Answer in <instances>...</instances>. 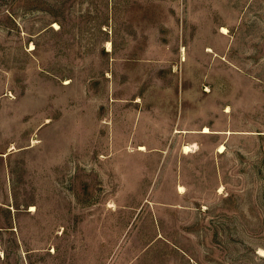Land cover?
Segmentation results:
<instances>
[{
  "label": "rangeland",
  "instance_id": "obj_1",
  "mask_svg": "<svg viewBox=\"0 0 264 264\" xmlns=\"http://www.w3.org/2000/svg\"><path fill=\"white\" fill-rule=\"evenodd\" d=\"M0 264H264V0H0Z\"/></svg>",
  "mask_w": 264,
  "mask_h": 264
},
{
  "label": "bare ground",
  "instance_id": "obj_2",
  "mask_svg": "<svg viewBox=\"0 0 264 264\" xmlns=\"http://www.w3.org/2000/svg\"><path fill=\"white\" fill-rule=\"evenodd\" d=\"M224 30L227 31V29H226L225 27H224ZM109 44H110V41H109ZM109 49H110V48H109ZM209 49H210V48H209ZM210 50H211V49H210ZM210 131H211V130H210L208 127H206L205 130H204V132H210ZM183 148H184V150H185L186 152H189V151L192 150V146L189 145V144H188V145H185ZM224 148H225L224 145H222L221 148H220V150H224ZM32 209H34V207H32Z\"/></svg>",
  "mask_w": 264,
  "mask_h": 264
},
{
  "label": "crops",
  "instance_id": "obj_3",
  "mask_svg": "<svg viewBox=\"0 0 264 264\" xmlns=\"http://www.w3.org/2000/svg\"><path fill=\"white\" fill-rule=\"evenodd\" d=\"M184 149V148H183ZM185 151V150H184ZM186 152V151H185Z\"/></svg>",
  "mask_w": 264,
  "mask_h": 264
}]
</instances>
